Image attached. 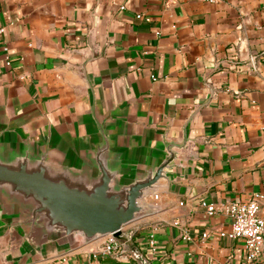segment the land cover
<instances>
[{
	"label": "crops",
	"instance_id": "obj_1",
	"mask_svg": "<svg viewBox=\"0 0 264 264\" xmlns=\"http://www.w3.org/2000/svg\"><path fill=\"white\" fill-rule=\"evenodd\" d=\"M99 129L130 173L180 146L153 213L119 253L106 236L37 253L0 203V264H264L220 236L230 203L258 195L264 217V0H0L1 143L75 162Z\"/></svg>",
	"mask_w": 264,
	"mask_h": 264
},
{
	"label": "water",
	"instance_id": "obj_2",
	"mask_svg": "<svg viewBox=\"0 0 264 264\" xmlns=\"http://www.w3.org/2000/svg\"><path fill=\"white\" fill-rule=\"evenodd\" d=\"M103 131L75 162L53 159L47 146L7 147L0 141V203L15 214V228L29 249L42 253L55 245L68 250L76 237L83 243L120 238L126 225L153 213L145 199L158 182L168 180L174 149L180 146L168 145L159 165L130 173L113 161Z\"/></svg>",
	"mask_w": 264,
	"mask_h": 264
},
{
	"label": "built area",
	"instance_id": "obj_3",
	"mask_svg": "<svg viewBox=\"0 0 264 264\" xmlns=\"http://www.w3.org/2000/svg\"><path fill=\"white\" fill-rule=\"evenodd\" d=\"M137 18H140V16L137 15ZM260 198L256 195L246 202L230 203L221 210L230 219L231 223L230 229L221 232L220 236L231 240L241 239L244 243L248 262L257 261L261 257L264 247V217L260 214ZM202 206L209 215L217 212L213 205L202 203ZM122 233L123 229L120 238H114L111 235L106 236L108 239L104 244L102 253H119L118 248L121 246L119 240L122 238ZM149 245L152 248L154 247L152 235L149 239Z\"/></svg>",
	"mask_w": 264,
	"mask_h": 264
}]
</instances>
